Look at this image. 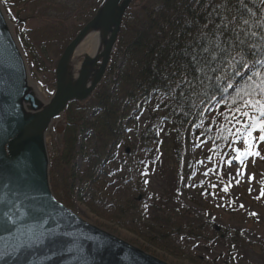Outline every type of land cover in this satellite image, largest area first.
<instances>
[{
    "label": "trees",
    "instance_id": "obj_1",
    "mask_svg": "<svg viewBox=\"0 0 264 264\" xmlns=\"http://www.w3.org/2000/svg\"><path fill=\"white\" fill-rule=\"evenodd\" d=\"M25 1L10 0V4L20 5ZM101 1H80L81 7L73 19L63 15L56 19L45 16L46 21L34 33L45 38L49 47L58 37L59 54L94 16ZM64 2L42 0L41 5H51L53 10H59ZM1 3L6 11L10 8L5 0ZM44 11L51 10L44 8ZM233 17L239 23L243 19L250 23L264 20V3L261 0H244V5L240 0H147L138 10H128L105 80L87 104L68 106L64 148L61 153L50 155V184L59 202L67 203L72 190V194L76 193L77 199L98 217L193 264H264V246L245 241L237 231L216 227L188 214L176 195V177L187 178L188 170L183 166L178 171L160 161L159 133L173 130L178 140L180 135L189 139L193 130L194 143L204 141L208 145L202 152L207 161L204 185L211 195L218 194L227 199L223 161L232 148L230 124L237 114L233 103L238 97L221 80L222 91L215 93V99L209 98L210 89L202 87L181 100L170 90L175 88L179 77L169 78V74L176 71L186 46L201 36L205 46H209L208 41L215 38L216 25L222 18L231 21ZM8 18H12L9 13ZM252 30L260 31L256 27ZM19 39L22 50H31L30 39L23 35ZM50 81H54L53 71ZM238 81L239 77L231 83ZM150 100L158 106L159 113L150 112L139 134L138 154H135V149L123 135L126 127L123 120L133 118L128 117V112L133 108L136 112L141 111ZM85 108L94 109L91 122L77 117ZM77 119L82 123L78 125ZM131 128L129 125L126 129ZM257 131L253 132V137ZM85 134L84 142L94 137L95 144L89 154H82L85 162L82 169L77 170L73 145L77 136ZM121 146L123 155L119 153L116 157L119 152L116 149ZM127 149H130L129 154H126ZM131 157H136V164ZM125 159L127 168L124 170L132 171L133 180L124 176L120 168V162ZM149 163L158 168L162 181L161 194L157 196H150L141 188ZM74 182L83 184L76 192ZM224 203L231 209H239L230 199Z\"/></svg>",
    "mask_w": 264,
    "mask_h": 264
},
{
    "label": "water",
    "instance_id": "obj_2",
    "mask_svg": "<svg viewBox=\"0 0 264 264\" xmlns=\"http://www.w3.org/2000/svg\"><path fill=\"white\" fill-rule=\"evenodd\" d=\"M133 0H103L65 47L43 102L0 5V264H167L82 220L49 184L46 133L62 138L70 103L88 102L105 78ZM99 46L75 55L90 36ZM31 81V80H30Z\"/></svg>",
    "mask_w": 264,
    "mask_h": 264
},
{
    "label": "rangeland",
    "instance_id": "obj_3",
    "mask_svg": "<svg viewBox=\"0 0 264 264\" xmlns=\"http://www.w3.org/2000/svg\"><path fill=\"white\" fill-rule=\"evenodd\" d=\"M62 1L65 2L61 5V8L59 10H53L54 6L41 5L42 0H26L20 5H11L10 0H6L10 6V8L7 9V13L12 15L9 24L17 40L20 43L19 38L20 36L22 37V35L26 39H30L29 44L31 50H22L27 64L26 67L31 82L38 88L40 94L45 99H49L54 91L55 79L52 82L50 81L51 72L53 71L54 76L56 63L64 48L58 54L61 46L58 37L53 46L49 47L47 40L37 33H34V31L42 27V24L46 21L45 16L56 19L63 15L73 19L74 14L81 7L80 1L85 2L89 0ZM146 1L147 0H134L131 5V10H138ZM44 8H48L51 11L46 13ZM129 21H131V19ZM35 65H37V67ZM112 77H114V74L110 76V79H112ZM151 102L152 100L147 102V104H145L146 106L141 107L142 110L139 112H136L135 108L131 109L128 112V117L133 118H125V120H123L124 126H126L123 129V135L131 144L132 148L135 149V154H138L139 134L145 125V121L149 119L150 112L154 111L157 114L159 113L158 106H154L153 102ZM72 110L76 111L75 108H72ZM93 115L94 109L85 108L77 117H81L84 121L91 122L94 117ZM78 120L79 119H77V124L79 125L82 122L79 123ZM132 123H134V125ZM54 125L55 124H52L46 134V148L49 158L50 155L61 153L64 148V134L62 138H58L55 135ZM63 125L67 128L66 114L64 115ZM129 125L132 126V128L127 130L126 128H128ZM230 126L232 148L223 161L224 172L226 174L227 199H222L218 194L211 195L206 185H204L205 180L207 181V161L203 158L202 152L208 145L204 141L199 144L194 143L192 137L193 130L190 131L189 139L180 135L178 140H176L173 130L159 133L158 138L162 154L160 161L167 167L172 169L175 167L178 171L183 166V169L188 170L187 178L184 176L179 178L176 177L177 199L186 208L188 214L202 221L210 222L216 227L237 231L245 241L264 246V141H260L254 148V151L260 153L259 156H243V152H241L240 155L243 156V158L236 159L237 152L234 151V149L240 148L243 150L245 147L242 143L245 134L241 129H246L247 124L244 123V118L242 116L236 114ZM259 135L260 132H257L255 137L258 139ZM86 136L87 134L77 136V142L73 145L75 154L74 165L77 170L82 169L85 162V160H83L84 158L81 157L84 156L82 154H89L95 144L94 137H90L87 142H84ZM252 143L255 145L256 141L253 140ZM121 147H117L116 150L119 152L118 154L116 153V157L123 151L124 148ZM129 153L130 149H127L126 154ZM121 154L123 155V153ZM130 160L134 164L137 163L136 157H131ZM120 165L121 170L124 171V176L127 175L128 178L133 180L134 175L132 171L126 172L124 170L127 168L126 159L121 161ZM145 168V183L142 184V191L150 196L160 195L162 181L159 176L158 168L153 167L152 163H149L148 167ZM128 169L132 170V166H129ZM48 178L50 184V172H48ZM73 185L75 192L83 186L81 182H74ZM50 189L52 191L51 184ZM229 199L232 200L239 209H231L224 203L225 200ZM63 205L80 218L81 216L86 217L85 214L88 213L94 218L92 224L89 223L90 225L131 244L167 264H193L186 258L179 257L149 245L142 238H138L136 235L119 227L114 222H109L98 217L77 199L76 193L72 194V190L71 199ZM253 252L255 253V250Z\"/></svg>",
    "mask_w": 264,
    "mask_h": 264
},
{
    "label": "snow or ice",
    "instance_id": "obj_4",
    "mask_svg": "<svg viewBox=\"0 0 264 264\" xmlns=\"http://www.w3.org/2000/svg\"><path fill=\"white\" fill-rule=\"evenodd\" d=\"M240 3L244 5V0H240ZM253 27L260 31H253ZM213 31L215 38L208 41L209 46H205L201 36L182 50V59L176 71L169 74V78L179 77L175 81V88L170 90L175 91L181 100H186L198 88L207 87L212 93L209 98L215 99V93L222 91L219 82L223 80L238 97L233 108L247 124L246 129H241L245 134L242 139L245 147L243 150L234 149L236 159L259 156L260 153L254 148L264 141V20L250 23L243 19L239 23L235 17L231 21L222 18ZM257 37L258 40L255 39ZM237 77L239 81L231 83ZM257 129L260 132L258 139L252 135ZM253 140L256 141L255 145ZM224 190L227 191V187Z\"/></svg>",
    "mask_w": 264,
    "mask_h": 264
},
{
    "label": "bare ground",
    "instance_id": "obj_5",
    "mask_svg": "<svg viewBox=\"0 0 264 264\" xmlns=\"http://www.w3.org/2000/svg\"><path fill=\"white\" fill-rule=\"evenodd\" d=\"M99 46V38L98 36H90L89 38H87L77 49H76V52H75V55L76 56H79L83 53H86L88 54L89 56H92L97 48ZM29 84L32 85L33 83L29 80ZM33 86V85H32ZM36 90V92L39 94L41 100L43 102H47L48 99H45L42 97V95L40 94V91L38 90V88H36L35 86H33ZM86 217H83L81 216L82 219H84L85 221H87L88 223H91L92 224V221H94V218L89 215L88 213L85 214Z\"/></svg>",
    "mask_w": 264,
    "mask_h": 264
}]
</instances>
